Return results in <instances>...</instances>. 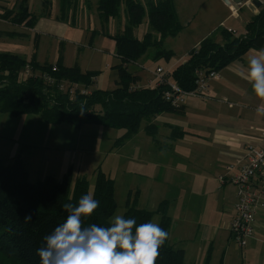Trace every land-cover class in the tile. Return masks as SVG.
I'll list each match as a JSON object with an SVG mask.
<instances>
[{
    "label": "crops",
    "instance_id": "crops-1",
    "mask_svg": "<svg viewBox=\"0 0 264 264\" xmlns=\"http://www.w3.org/2000/svg\"><path fill=\"white\" fill-rule=\"evenodd\" d=\"M51 1L50 15L48 13L44 16L39 14L40 17L33 29L19 27L26 32L36 34V39L41 35H47L59 43L60 50L57 57L55 55L52 61H40L36 58L37 62L55 64L63 52L64 66L77 65L83 73L93 71L99 73L95 79V86L90 88L91 91L116 89L117 67L122 61L115 53L116 43L113 39L112 57L114 61L110 74H107L111 55L100 50L95 49L96 53L101 55L100 66L97 69L88 68L89 65H85L79 59L73 64L67 63V57L63 51L65 49L64 38L68 34L69 25L74 26L79 17L83 21H91L93 18L97 20L103 35V32L107 33L106 30L111 26L116 33L109 34L115 36L123 32L128 21L124 8L119 18L112 19L106 24V29L103 28L96 0H79L77 13H71L72 15L65 21L60 19V0ZM140 1L146 5L149 0ZM178 1L173 0L179 15L181 9L178 5L180 1ZM218 1L230 12L235 8L237 16L239 14L238 19L241 20L244 31L239 33L233 29L237 34L245 33L247 24L264 7L263 4L261 8L252 9L250 5L239 6L233 4L232 1H230L231 5H228L223 0ZM184 2L188 3L189 0H184ZM42 6L43 4L38 7L40 9L38 13L44 11ZM145 19L148 21V18ZM0 24L13 25L7 21H0ZM49 26L54 27L52 32ZM220 30L221 28L214 30L207 37H213L217 43L223 44V38L219 34ZM0 32L20 34V36H12L0 33V39L27 37L26 32L23 31L0 30ZM135 36L142 40L145 35L140 37L135 32ZM205 38L195 42H186L183 48L187 55L179 57L175 62H173L176 58L175 52L172 49H165L174 54L168 61L170 67L166 72L171 73L180 64L186 62L189 54L197 49ZM89 44L93 47L92 42ZM261 52H264V42L259 48L251 49L241 59L219 71L220 78L210 83L205 97L189 98L181 113H162L156 116L153 120L156 126L154 137L147 134L146 123H143L139 133L119 147L122 153H127V157L122 158L125 160L124 166H128L130 161H136L141 165L140 171L143 173L144 186L149 182L148 187L153 189V196H158L157 199L159 198L161 202L159 207L166 202V214L171 220L169 243L185 251V264H264V178L255 181V186L261 193V206L256 210L254 237L245 248H240L234 243L228 229L235 216L234 206L237 202L236 187L229 182V179L243 164L246 148L249 145H260L264 134V114H258L256 111L264 101L253 93L251 84L240 75L246 70L247 60L252 56L260 55ZM14 55L25 57L22 53ZM25 58L30 60L28 57ZM152 59L156 60V52ZM140 61L141 59L134 65L145 70L146 65L141 64ZM130 66L129 71L140 79L138 83L140 87L156 86L155 72L162 67L149 72L150 77L146 78L139 71H131ZM107 75H111L110 77L115 75L112 89L106 87L110 79ZM0 117L4 125L12 123V119L15 121L10 128V132L13 133L8 135L9 139L0 142V158L3 161L9 158L10 164L18 158L21 159L29 176L31 167L38 165V183L48 176L55 179L57 176H65L69 170L74 174L76 168L78 169L76 178L87 177L86 171L79 165L86 155L83 156V150L78 149L86 131L94 129L93 131L99 135H107V138L110 135L107 130H101L108 128L98 125H86L78 130L69 124H48L38 116L16 118L8 114H0ZM6 128L4 126L0 129L1 136ZM121 131L123 134L118 139L125 134L124 130ZM89 141L93 148H97L98 136ZM12 147H15L14 152H12ZM131 147L139 149L138 153L131 152ZM231 165L237 168L228 173V167ZM221 176L227 177L225 183L220 182ZM151 193L150 189L148 194ZM159 216L161 222L162 217Z\"/></svg>",
    "mask_w": 264,
    "mask_h": 264
},
{
    "label": "trees",
    "instance_id": "trees-1",
    "mask_svg": "<svg viewBox=\"0 0 264 264\" xmlns=\"http://www.w3.org/2000/svg\"><path fill=\"white\" fill-rule=\"evenodd\" d=\"M28 1L21 0L18 9L5 10L0 15V21L33 29L40 16L30 12ZM40 1L45 11L43 16L47 13L50 15L52 1ZM78 2L60 0V19L65 21L70 17L69 14H76ZM96 2L103 28L112 19L119 18L123 8L128 18L123 32L115 36L106 34L115 41V53L122 61L117 67V88L112 91L94 89L88 95L63 93L58 88L59 82L68 81L90 89L95 86L99 73H83L77 65L64 66L63 52L55 64H40L35 55L28 60L19 55L0 52V114L16 118L38 116L48 124H69L78 130L86 125L124 130L125 134L116 141V146L121 147L139 133L143 123H146L147 134L154 137L156 126L153 120L156 116L182 112L183 107L176 108L166 101L164 96L169 90L168 85L140 87L139 77L129 71L130 64L139 62L151 49L155 50L156 59L170 61L173 57L171 51L164 49V42L169 37H177L183 30L173 0H149L146 5L140 0ZM145 18H148L151 31L141 40L135 36V30ZM219 34L223 44L217 43L213 37L205 38L189 54L187 61L170 73V80L182 91L195 90L198 72H219L263 44L264 7L247 24L245 33L233 35L221 29ZM96 35L97 32H93L91 38ZM27 65L31 66L32 75L28 80L21 81L20 74ZM40 74L49 75L55 83H46ZM89 191V180L86 177L74 180L72 171L61 181L48 176L44 181L33 184L28 180V172L21 159L6 165L0 158V247L20 264H41L37 250L45 246L44 238L66 219L68 213L63 204H75ZM92 193L99 201V207L84 220V226L91 223L108 226L117 208L114 180L98 169ZM69 195L71 201H68ZM136 201L131 207L128 199L125 218H135L138 226L151 221L158 214L162 217L160 226L169 232L171 220L166 214V202L154 213L138 209ZM156 264H185V251L175 248L167 239L159 249Z\"/></svg>",
    "mask_w": 264,
    "mask_h": 264
},
{
    "label": "rangeland",
    "instance_id": "rangeland-1",
    "mask_svg": "<svg viewBox=\"0 0 264 264\" xmlns=\"http://www.w3.org/2000/svg\"><path fill=\"white\" fill-rule=\"evenodd\" d=\"M20 1L21 0H0V15H2L5 10H10L13 8L18 9ZM179 1L180 4L178 3V5L179 9H181L179 11V16L182 25H184V29L177 37H169L164 42V49H172L175 52L176 58L173 59V62L177 61L179 57L187 55L185 54V50L183 48L186 42L190 43L195 42L196 40L198 41L199 39L205 38L210 35L209 33H212L214 30L219 28L223 29V27L225 29H234L239 33H242L244 31L241 20L238 19L239 14L238 16H234L233 13L230 12L229 9L225 8V6L218 0H189L188 3H185L184 0ZM41 4L42 2L39 0H29L27 2L29 10H31L33 14L38 16L45 14L44 11H42L41 13L37 12L40 10L38 9V7H40ZM69 15L71 16L72 14ZM69 26L70 28L68 30V34L64 38L65 49L63 50L67 57V63L73 64L75 60L79 59V61L82 60L85 65H89L88 68L97 69L100 66L99 63L101 60V55L99 53H96L95 49L100 50L111 55L107 73L110 74L111 65L114 61L112 57L114 53V42L106 34H113L116 33V31H113V28L110 26L108 27L109 30L105 27L107 29V33L103 32L104 35L101 34L100 23L97 20L95 21L94 18L91 19V21H83L79 17L74 26ZM49 29L52 32L54 27L49 26ZM0 30L26 32L25 30L20 29L18 26L8 24H0ZM149 31H151V27L147 19H145L142 25H140L135 30L136 35L140 37L145 35V33ZM93 32H97V35L92 39L91 36H93ZM26 34L27 37L25 38L0 39V52L12 54L22 53L23 56L30 59L35 55L36 58L40 59V61H52L55 55L57 57V54H59L60 50L59 43L53 37L41 35L38 39H36V34L29 33V31L26 32ZM90 42H92L93 47L90 46ZM154 55L155 50L151 49L141 59V64L146 65L145 70L139 68L134 64L130 66V70L133 72L139 71L141 72L143 77L146 78L150 77L149 72H154L158 67H162V69L168 71L170 67L168 61L162 58L156 60L152 59ZM110 76L111 75H107V78H109ZM114 76L112 75V77H110L106 87L110 89H112V87L114 88ZM11 122L12 123L4 125L3 122L0 121V129H2V127L4 126L7 127L3 135H0V142L9 139L8 135H11V133H13L10 132V128L15 121L12 119ZM93 130L94 129H88V131H86V135L83 138L81 146L80 148H78L79 151L83 150V156L86 155L85 158L82 159L83 162H81V164L79 162V165H81L87 173L86 178L90 182L91 192H93L94 190L96 173L99 169L100 171L107 173L115 182V199L117 208L113 217L115 215H125L128 208V199H130L131 207L134 205L135 200H137L135 205L138 209L155 213L158 210L159 203L161 202L159 201V198L157 199L158 196H153V189L148 187L149 182H147L144 186L142 180L143 173L140 171L141 165L136 161H130L128 166H124L123 164V162H125L124 159L127 157V153H122L120 151V148L116 146V141L123 134V131L116 129H101L107 130L109 132L108 134L110 135L107 138V135H99L96 131ZM75 136L73 137L74 140L76 138ZM95 136H98L97 148H93L90 145L89 141L93 140ZM102 138L105 139L101 141L100 139ZM14 150L15 147H12V152H14ZM138 150L139 149L137 148L131 147V152L138 153ZM86 152L88 153L86 154ZM3 162L6 165H9L11 163L9 158L4 160ZM125 168H127L128 170ZM77 170L78 169L76 168L74 174L72 173L74 180H76L77 177ZM37 171L38 165L31 167L30 176L28 173V180L31 183H38L39 178L37 176ZM62 177L64 176H57L56 180L61 181ZM46 178H44V180ZM150 189L152 190V193L148 194L150 192ZM151 222L159 224L160 216L158 214H155ZM168 240L170 242V239ZM0 264L20 263L0 247Z\"/></svg>",
    "mask_w": 264,
    "mask_h": 264
},
{
    "label": "clouds",
    "instance_id": "clouds-1",
    "mask_svg": "<svg viewBox=\"0 0 264 264\" xmlns=\"http://www.w3.org/2000/svg\"><path fill=\"white\" fill-rule=\"evenodd\" d=\"M240 75L264 101V52L250 57ZM256 111L264 114V103ZM71 200L69 195L68 201ZM98 207L99 201L91 191L75 204L64 203L66 219L44 238L45 246L37 250L41 264H156L159 249L170 238L169 232L151 221L137 226L135 218L122 215H115L108 226H84V220Z\"/></svg>",
    "mask_w": 264,
    "mask_h": 264
},
{
    "label": "built area",
    "instance_id": "built-area-1",
    "mask_svg": "<svg viewBox=\"0 0 264 264\" xmlns=\"http://www.w3.org/2000/svg\"><path fill=\"white\" fill-rule=\"evenodd\" d=\"M244 5V4H243ZM240 6V5H239ZM234 16H237L235 8L232 9ZM224 28V27H223ZM225 29V28H224ZM231 34L236 35L234 30L226 29ZM32 75V68L27 65L20 74V80L26 81ZM156 86L166 84L169 86V90L165 93L166 101L170 102L172 106L180 108L185 106L189 98H203L205 92L209 88L212 81L220 78L219 72L212 71L210 73L198 72V79L196 81V88L191 92H184L170 80V73L166 72L162 68H158L155 72ZM41 79L46 83L53 85L55 81L46 74H40ZM59 90L63 93H69L74 95L81 93L88 95L91 93L89 88L79 84H73L68 81L59 82ZM237 166L231 165L228 167V173L236 170ZM264 178V134L261 139V144L258 146L249 145L245 150V160L234 174L229 182L236 187L237 190V202L234 206L235 216L232 222L229 224L228 229L233 236L234 242L240 247L245 248L250 240L254 237V231L256 226V210L261 206V193L255 186L257 179ZM221 183H225L226 176L219 178Z\"/></svg>",
    "mask_w": 264,
    "mask_h": 264
},
{
    "label": "water",
    "instance_id": "water-1",
    "mask_svg": "<svg viewBox=\"0 0 264 264\" xmlns=\"http://www.w3.org/2000/svg\"><path fill=\"white\" fill-rule=\"evenodd\" d=\"M226 4L231 5L232 1L236 5H250L252 9L261 8L264 4V0H223Z\"/></svg>",
    "mask_w": 264,
    "mask_h": 264
}]
</instances>
